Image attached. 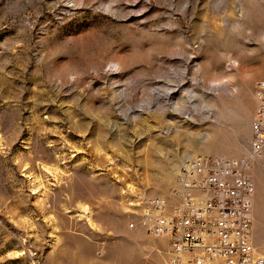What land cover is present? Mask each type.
<instances>
[{"label":"rangeland","instance_id":"374dc122","mask_svg":"<svg viewBox=\"0 0 264 264\" xmlns=\"http://www.w3.org/2000/svg\"><path fill=\"white\" fill-rule=\"evenodd\" d=\"M264 0H0V264H169L130 231L182 161L249 160L264 258Z\"/></svg>","mask_w":264,"mask_h":264},{"label":"built area","instance_id":"2783aa9c","mask_svg":"<svg viewBox=\"0 0 264 264\" xmlns=\"http://www.w3.org/2000/svg\"><path fill=\"white\" fill-rule=\"evenodd\" d=\"M250 152L264 155V84L254 86ZM249 160L195 156L178 167L168 196L137 198L130 231L166 239L169 264H264L252 239L255 186Z\"/></svg>","mask_w":264,"mask_h":264},{"label":"bare ground","instance_id":"6f19581e","mask_svg":"<svg viewBox=\"0 0 264 264\" xmlns=\"http://www.w3.org/2000/svg\"><path fill=\"white\" fill-rule=\"evenodd\" d=\"M258 84H264V79L262 81L258 82Z\"/></svg>","mask_w":264,"mask_h":264}]
</instances>
